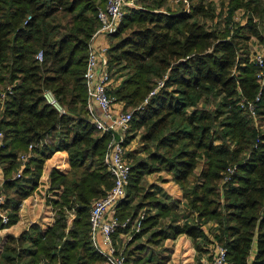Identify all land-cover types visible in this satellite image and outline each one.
<instances>
[{
  "label": "trees",
  "instance_id": "trees-1",
  "mask_svg": "<svg viewBox=\"0 0 264 264\" xmlns=\"http://www.w3.org/2000/svg\"><path fill=\"white\" fill-rule=\"evenodd\" d=\"M226 1L229 18L239 8L249 12L245 24L207 25L202 19L215 16L208 0H189L188 6L174 9L151 0L128 7L110 36L109 73L121 80L109 93L126 109L141 107L133 112L122 144L143 129L140 142L146 153V158L134 159L135 151L125 152L134 161L117 216L129 222L117 234L131 229L142 209L134 204L139 185L156 171L171 174L192 213L183 218L177 201L166 203L147 192L155 212L145 211L141 230H132V243L123 248L131 264H165L160 252L169 251L148 248L141 238L159 244L180 234L191 238L198 255L218 244L226 250L228 264H264V81H259L260 67L249 49L251 38L264 44L254 21L264 18V0ZM104 2L0 0V95L6 94L0 101V190L9 217L7 224L0 221V230L18 222L20 207L39 187L47 159L66 151L70 167L67 174L49 173L46 192L52 198L46 202L54 211L53 224L44 231L34 223L18 236L9 234L0 264L103 261L90 237L89 208L112 186L104 164L109 135L86 117L83 72L98 26L97 8ZM39 50L41 61L35 56ZM160 80L163 85L144 104ZM45 90L53 92L64 113L47 103ZM247 102L254 104L256 120ZM31 143L36 145L33 154L16 177L18 155ZM210 223L209 237L203 226Z\"/></svg>",
  "mask_w": 264,
  "mask_h": 264
},
{
  "label": "built area",
  "instance_id": "built-area-1",
  "mask_svg": "<svg viewBox=\"0 0 264 264\" xmlns=\"http://www.w3.org/2000/svg\"><path fill=\"white\" fill-rule=\"evenodd\" d=\"M128 7L129 0H105L103 5L98 6V26L90 39L83 72V83L85 84L87 93L86 117L97 130L109 135V141L104 155V164L111 176L112 186L103 196L94 199L89 208L90 237L95 250L103 258L101 264H131L127 256L123 253V247L118 245L115 235L120 228H125L129 222V219L125 222H120L117 216V207L119 202L126 196L129 181L131 165L125 157V147L122 144V139L128 133L133 111L127 112L115 108L116 100L109 93V84H111V76L108 68L109 45H95L94 39L99 34L111 36L125 17ZM35 56L41 61L43 58L42 50H39ZM250 56L260 67L257 76L261 79L264 75V51L255 50L250 53ZM162 85L163 81H158L156 87L145 98L144 104L148 102L151 95ZM10 89V87H7V90L11 91ZM5 95V91H2L0 101L4 100ZM44 98L59 113H64L63 107L51 90L44 91ZM258 99L257 97L256 100ZM95 108L101 111V117L97 116ZM247 108L251 116L256 120L254 104L247 102ZM35 146V144L31 143L26 152L19 153L18 160L21 166L16 177L21 176L23 167L32 156ZM3 147V133L0 132V149ZM227 172L232 173L233 169L229 168ZM4 202L5 196L0 195V221L2 224H7L9 217L8 210L3 206ZM69 215L71 218L68 222L73 219L74 211L69 213ZM141 224L142 217L134 221L136 231L141 230ZM210 264H228L226 250L222 246L218 244L214 245Z\"/></svg>",
  "mask_w": 264,
  "mask_h": 264
},
{
  "label": "rangeland",
  "instance_id": "rangeland-1",
  "mask_svg": "<svg viewBox=\"0 0 264 264\" xmlns=\"http://www.w3.org/2000/svg\"><path fill=\"white\" fill-rule=\"evenodd\" d=\"M140 1H142V0H129L130 7H140L141 5H143L145 3H149L151 0H143L141 3H140ZM208 1L211 2V5L214 7L215 16H214V18H207V19L203 18L202 19V20H204L207 23V25H209L211 27L218 26L219 28L224 29L228 25H232V27H234L235 25H238V24L243 25V24L246 23L247 18L249 16V12L246 11L245 9H243V8L236 9L235 11H233L232 17L229 18L228 14H227V6H226V2L227 1L226 0H208ZM96 3H99V1H97ZM188 3H189V0H163V4H164L163 7L164 8L171 7L172 9H174V8H179V7L183 6V4L188 6ZM254 21H256L258 23V28L264 35V18L262 19V21H260V18L254 17ZM249 49H250V53L254 52L255 50L263 52L264 51V44L261 43L260 41H258L255 38H251V40L249 42ZM120 80H121V78L120 77H116V75L111 77V84H109V88L114 87L115 85H117L120 82ZM259 81L263 82L264 80L260 79ZM211 106L213 107V105H211ZM137 108H134V109L127 108L126 109V108L123 107V110L127 111V112L128 111H133L134 112L135 110H137ZM255 125H257V124H255ZM260 127L263 128V126H260ZM142 132H143V129L137 130L135 132V134L133 132V136H135V137L125 146V152L126 153L129 152V151H132V152L135 151L134 159L146 158V153L143 151L142 143L140 142V135H141ZM134 159L127 158V160H128L130 165L133 164ZM16 174H17V172H16ZM16 174H15V176H16ZM153 175H155V176L157 175L156 182H161V183L167 180V179L166 180L162 179L164 176L169 175L172 178L171 174L167 173L166 171H156V172H153L151 174H147V175H145L143 177V179H142V181H141V183L139 185V189L136 192L137 196L135 197V201H134V204L138 203V205L141 206L142 209H140V208L138 209V213H137V216L135 217L134 221L138 220L141 217L143 219L145 211L150 210L149 212H151V213L155 212L151 208L150 204L147 203L150 200V198H146V196H147L146 193L147 192L152 191L151 194H154V198H159V199L165 201L166 203H168L170 201H173L172 199L168 200L166 197H164L161 193L158 192L157 185L153 184L155 181H152V180L150 181L149 180L150 178H152ZM2 179H3L2 172L0 171V182L2 181ZM176 186H178V185L176 184ZM180 191H181V189H180ZM34 194L39 196L40 199L42 198V201L44 203V206L42 207L41 213H40L42 215H37V213H38V211H37L36 214L31 215L32 217L27 218V219L28 220L35 219L34 222H32L31 224L36 223L41 228H43L42 230L45 231L47 228H49V226H48L49 224L47 225V222H48L49 219H45V218L43 219L42 218L43 215L45 217H48V215H50L49 217H52L53 220H51L50 224H53L52 222H54V211L52 209V205H50L49 203L46 202V198H52V195H49L50 193H48V195H49V197H48L47 196V192L44 191V192L41 193L39 188H37V190L33 193V195ZM0 195L5 196V193L0 190ZM96 198H99V197H96ZM181 199H182V201H179V202L177 201L178 205H179L178 206V212H179V214H181V216H183V218H185L187 209L183 206V205H186V204H185V201L183 199L182 191H181ZM174 201H176V200H174ZM21 207H22V205H21ZM50 209H51V213L49 214ZM24 210L25 209L22 210L23 213H25ZM23 217H24V214H23ZM70 218H71V216L68 213V220ZM27 219L25 218L24 220H27ZM165 222L168 223L169 220L166 219ZM42 223H44V224H42ZM135 228H136V226H134V222H133V225H132L131 229L128 232L117 234L116 235V241L118 242V245H121L124 248V246H126L128 242L132 243V240H131L132 239V230H135ZM141 228H142V224H141ZM207 228H209V227L207 226ZM1 234H3V233L0 232V252L2 251V248H3L4 244L6 243L7 236L9 235V234L6 235V236L4 235L2 237ZM10 235H12V234H10ZM141 241L146 246H149L148 248H153V249H155L157 251L158 250H167V251H169V252H166V253L160 252V254H161L162 258H166L164 260L165 264H171L170 262H171L172 256H173V248H172V244H171L170 240L161 241V242H159V244H151V243H147L146 235H145L143 238H141ZM133 244H136V243H133ZM209 246H206V248H209ZM197 258L198 257L195 258L196 262H197ZM173 260L176 261V259H173ZM180 261L181 262L183 261L182 258H180ZM189 261H191V260H189ZM197 263L200 264L199 262H197ZM191 264H195V262L192 261Z\"/></svg>",
  "mask_w": 264,
  "mask_h": 264
},
{
  "label": "crops",
  "instance_id": "crops-1",
  "mask_svg": "<svg viewBox=\"0 0 264 264\" xmlns=\"http://www.w3.org/2000/svg\"><path fill=\"white\" fill-rule=\"evenodd\" d=\"M129 7H130V2H129ZM94 44L95 45H109L110 44V36H107L104 34H99L94 39ZM123 107H124V105L122 103L116 101V104H115L116 109H122L123 110ZM95 112H96L97 116L101 117V111L98 108H95ZM52 169L57 170L61 174H67L70 167H69V163H68V154L66 151L55 152L49 159H47L45 161V163L43 165V169H42V175L40 177V184L38 187L41 193L44 191H47V189L50 186L49 173ZM156 179H157V175L156 176L153 175L152 178H150L149 180L155 181L153 184L157 185L159 193H161L168 200L172 199V200H176L178 202L182 201L180 188L178 186H176V184L173 182L172 178L169 175L164 176L162 178L163 180L167 179L166 181H164L162 183L156 182ZM49 195H51V194H49ZM43 206H44V203L42 201V198L40 199L39 196H37L36 194L31 195L30 197L25 199L22 203L23 208L21 207L19 210L18 222L16 224L10 226L7 229L0 230V232L3 233V234H1L2 237L4 235L6 236L8 234L18 236L23 231H25L28 228V226L32 222H34V220H35V219L28 220L27 218L32 217L31 215L36 214L37 211H38L37 215H42L40 213H41V209ZM183 206L186 208L185 205H183ZM23 209H25L24 210L25 213L22 212ZM50 213H51V209L49 211V214ZM23 214L27 220H24L25 218L23 217ZM49 216L50 215H48V217H45L43 215L42 218L43 219L44 218L49 219L47 222V225L49 224L48 226L50 227L52 225V224H50L51 220H53V219H52V217H49ZM186 216H188V218H191L192 213L187 210ZM42 224H44V223H42ZM207 226L209 228H207ZM212 227H213V224H211V223L203 226L204 232L209 237H210L209 232H210V229ZM168 240H170V242L172 244V248H173V256H172V260L170 262L171 264H191L192 261H194L195 264H198L197 262H199L200 264H210L211 263L214 245H210L209 248H206L205 253L197 255V252L194 249L192 240L187 235L180 234L175 239H168ZM255 252H256V245L254 243L252 246V249L250 251V257H249L250 262L253 260ZM196 257H198L197 262L195 261ZM180 258H182V260H183L182 262L180 261ZM173 259H176V261ZM189 260H191V261H189Z\"/></svg>",
  "mask_w": 264,
  "mask_h": 264
}]
</instances>
